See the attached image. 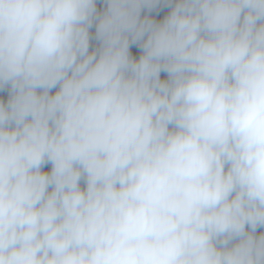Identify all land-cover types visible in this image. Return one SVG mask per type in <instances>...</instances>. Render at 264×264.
Instances as JSON below:
<instances>
[{
	"label": "clouds",
	"instance_id": "clouds-1",
	"mask_svg": "<svg viewBox=\"0 0 264 264\" xmlns=\"http://www.w3.org/2000/svg\"><path fill=\"white\" fill-rule=\"evenodd\" d=\"M0 264H264V0H0Z\"/></svg>",
	"mask_w": 264,
	"mask_h": 264
}]
</instances>
